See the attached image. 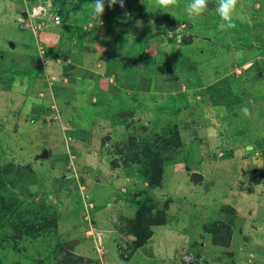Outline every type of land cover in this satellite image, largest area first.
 <instances>
[{
  "label": "rangeland",
  "instance_id": "rangeland-1",
  "mask_svg": "<svg viewBox=\"0 0 264 264\" xmlns=\"http://www.w3.org/2000/svg\"><path fill=\"white\" fill-rule=\"evenodd\" d=\"M191 2L125 0L82 27L80 42L103 51L85 65L104 71V57L113 74L102 80L80 66L47 78L38 62L58 25L36 37L23 1L0 0V264H264V0H238L227 31L219 0L200 17ZM83 7L65 18L87 25ZM218 81L240 101L213 104ZM157 158L150 185L143 171ZM143 203L166 223L139 246Z\"/></svg>",
  "mask_w": 264,
  "mask_h": 264
},
{
  "label": "crops",
  "instance_id": "crops-1",
  "mask_svg": "<svg viewBox=\"0 0 264 264\" xmlns=\"http://www.w3.org/2000/svg\"><path fill=\"white\" fill-rule=\"evenodd\" d=\"M61 3H62V6L65 8L63 24L60 26L49 27L51 28V30H48L49 28L46 30V32L49 33V34L45 33L46 35L45 46H47L46 53H45V56H42L43 58L42 61L38 62L39 63L38 66L41 68L44 66L45 68L44 71H45V74L47 75V78H49L51 74L55 75L56 74L55 71L60 72L62 71L61 69L64 70L68 66H72L73 69H75L76 66L77 67L80 66L85 71L90 70V72L95 77L100 76V79L103 77L102 80L104 79L111 80L112 74H107L108 63H107V60L104 59V57L102 58V60L107 65L106 66L107 68L105 67L104 71L100 70V72L97 73L98 71H96V69H90L89 67L85 65V63H88V65L96 66V68L97 66H100V64H97V60L99 59V56L102 55V52H103L102 50H99L100 45L98 43V40H91V41L85 42V40L83 39V42H80L82 38H84L85 36L84 34H87V32L85 33L82 32V27L83 29L88 28V25L83 26L86 20L78 18L75 21L73 19L69 21L65 18L66 14H69V12L72 13L70 11L72 8L75 9L74 10L75 14L81 13V10L84 8L83 6L85 3V0H63V1L61 0ZM77 8H79V10ZM91 11H92L91 8H89V10H87L86 12L90 13ZM112 12H113V9L108 8L106 6L105 13L103 15L106 20H112V14H113ZM110 15H111V18H110ZM81 22H83L82 25H81ZM89 22H90L89 23L90 25L93 22H99V21L98 19L93 18V20ZM64 28L66 31H64ZM74 30L75 32L77 30L79 31L78 36L74 35ZM88 31L91 32L92 29H89ZM89 35L91 36L90 33ZM78 57L82 58L81 63L78 62L77 60ZM86 79H87L86 80L87 82L88 80H90V78H88L87 76H86ZM50 84L51 82H47V80H45V91H47L48 93H49L48 86H50ZM98 84H99L98 80L95 81V85H98ZM37 86L39 85L37 84ZM45 91H43L42 89H39V96L45 95V93H47Z\"/></svg>",
  "mask_w": 264,
  "mask_h": 264
},
{
  "label": "trees",
  "instance_id": "trees-1",
  "mask_svg": "<svg viewBox=\"0 0 264 264\" xmlns=\"http://www.w3.org/2000/svg\"><path fill=\"white\" fill-rule=\"evenodd\" d=\"M60 7H61L60 14L62 16V23L60 25H62L63 20H64L65 8L63 6H60ZM22 11L23 9L20 11L21 16H22V13H21ZM110 18H111V15H110ZM87 25H89V22ZM107 74H111V71L108 70ZM222 82L223 81H220V82L218 81L216 83L209 85L207 87V94L210 96L213 104L230 107L236 102H239L240 97L230 87L229 84H222ZM122 121L123 119L116 115L113 118V123L115 124L120 123ZM163 164H164V161L159 158L154 159L152 162L146 164L143 173H144L146 180L149 182L150 185H159L161 183L162 174H163ZM165 220H166L165 216L159 215V213L154 215L152 207L148 204L143 203L138 209V212L135 218V222H136L135 224L137 227L136 235L138 237L137 244L140 246L148 239V237L152 233L150 229L152 225H164L166 223ZM217 231L222 232V229L219 227V230ZM214 236H215V241L219 243V239H221L222 235L215 234ZM60 249L62 252H66V249L64 248L63 245L61 246Z\"/></svg>",
  "mask_w": 264,
  "mask_h": 264
},
{
  "label": "clouds",
  "instance_id": "clouds-1",
  "mask_svg": "<svg viewBox=\"0 0 264 264\" xmlns=\"http://www.w3.org/2000/svg\"><path fill=\"white\" fill-rule=\"evenodd\" d=\"M142 3L145 0H141ZM177 0H148V10L155 7L158 10L168 9L176 4ZM210 0H192V2L186 6L185 11L189 17H200L206 10H209ZM238 0H219L218 5L215 7V11L220 17L218 28L220 31H227L234 29L236 24L234 23V12L236 10ZM117 4L121 8L125 6V0H85L84 6L91 8V15L94 19L100 20L105 13L106 6L108 8H114ZM245 114L247 110L245 109Z\"/></svg>",
  "mask_w": 264,
  "mask_h": 264
},
{
  "label": "built area",
  "instance_id": "built-area-1",
  "mask_svg": "<svg viewBox=\"0 0 264 264\" xmlns=\"http://www.w3.org/2000/svg\"><path fill=\"white\" fill-rule=\"evenodd\" d=\"M22 1L25 5V8L21 12L22 16L26 21V26L33 31L36 37L38 30L44 29L45 23L50 22L55 25L62 23L61 7L55 0Z\"/></svg>",
  "mask_w": 264,
  "mask_h": 264
},
{
  "label": "water",
  "instance_id": "water-1",
  "mask_svg": "<svg viewBox=\"0 0 264 264\" xmlns=\"http://www.w3.org/2000/svg\"><path fill=\"white\" fill-rule=\"evenodd\" d=\"M213 7H214V4L213 3H209V9H212ZM11 44H13V42H11ZM133 114H134L133 112H130V113L121 112V113H119V115L121 117H125V116H128V115L129 116H133ZM108 138H111V135H108L107 136V139ZM44 156H48V151H45V155ZM192 177H193V179L195 181H199L200 179L203 178V174H201L199 172H194L193 175H192ZM72 246H73V243H71V242L64 244V248L65 249H68V250L72 249Z\"/></svg>",
  "mask_w": 264,
  "mask_h": 264
}]
</instances>
